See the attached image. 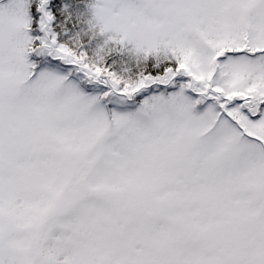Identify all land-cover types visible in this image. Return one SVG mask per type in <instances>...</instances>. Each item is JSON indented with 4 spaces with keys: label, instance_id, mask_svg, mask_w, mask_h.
<instances>
[{
    "label": "snow or ice",
    "instance_id": "obj_1",
    "mask_svg": "<svg viewBox=\"0 0 264 264\" xmlns=\"http://www.w3.org/2000/svg\"><path fill=\"white\" fill-rule=\"evenodd\" d=\"M0 264H264V0H0Z\"/></svg>",
    "mask_w": 264,
    "mask_h": 264
}]
</instances>
